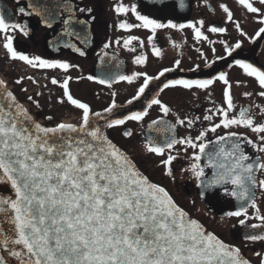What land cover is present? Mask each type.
I'll return each mask as SVG.
<instances>
[{
  "label": "snow or ice",
  "instance_id": "1",
  "mask_svg": "<svg viewBox=\"0 0 264 264\" xmlns=\"http://www.w3.org/2000/svg\"><path fill=\"white\" fill-rule=\"evenodd\" d=\"M13 3L16 8L9 10L0 0V44L8 59L35 70L62 71V79H50L51 85L62 90L56 103H67L79 116L53 124L54 117L49 115L44 117L47 123H41L8 87V81L0 79V264H253L240 246L226 242L181 207L110 135L112 130L123 128L121 135L131 138L134 133L126 125H140L143 153L158 157L162 175L173 183V164L183 152L187 166L180 168V174L195 181L200 198L232 206L220 222L235 218L237 223L231 227L241 229L245 247L256 243L264 246V211L256 195L257 190L264 193V105H239L228 71L216 67L217 62H225L229 69L238 67L255 81L260 89L256 95L264 98V67L240 58L243 39L234 43L212 40L209 34H225L229 29L207 24L205 19L177 22L178 18H169L177 9L190 7L185 0H116L113 11L123 18L115 26L125 32L143 29L149 34L145 39L127 35L103 43L99 74H89L86 79L109 89L120 82L138 87L124 104H118L117 92L111 91L110 103L93 110L71 93L73 78L68 73L78 65L67 59L30 56L15 46L18 35L30 37V20L34 18L56 32V39L49 41L54 51L63 47L85 56L80 45L92 42L89 29L97 19L93 7L83 0ZM237 3L258 25L254 35L249 36L227 4L219 3L224 23L232 24L239 36L250 42L264 39V0ZM201 5L216 11L209 0H197V6ZM132 18L135 22H130ZM169 30H191L196 42L211 45L214 59L209 60L196 48L202 64L193 63L187 69L177 58L155 75L112 70L106 50L113 44L130 53H136L137 47L143 50L147 44L154 57L163 59L158 34ZM167 42L174 49L183 47L171 37ZM216 45L221 46L222 54H217ZM148 59L141 51L132 57V63L146 66ZM83 79L77 77V81ZM25 80L38 84L33 76L18 77L14 83L23 93L28 92ZM216 84L222 86L223 103L219 105L211 100L210 89ZM236 86L249 85L237 80ZM174 89L193 95L203 91L211 107L202 115L182 117L161 98L165 91ZM42 95L35 92V97ZM241 95L250 98L253 92ZM26 100L41 108L33 95ZM137 101H144L141 110H130L128 106ZM154 107L160 115L145 127V118ZM179 127L188 134L178 136ZM241 128L255 139L233 130ZM253 220L256 222L251 223ZM254 256L264 264V252L254 251Z\"/></svg>",
  "mask_w": 264,
  "mask_h": 264
},
{
  "label": "flooded vegetation",
  "instance_id": "2",
  "mask_svg": "<svg viewBox=\"0 0 264 264\" xmlns=\"http://www.w3.org/2000/svg\"><path fill=\"white\" fill-rule=\"evenodd\" d=\"M4 4L7 5L9 10H14L16 4L13 0H3ZM89 7H93L94 14L97 19L89 29V35L92 42L87 45H80L85 51V56H80L78 53L71 49L61 47L60 51H54L49 45V41L56 39V32L50 31L44 26L37 23L36 19L30 20V26L32 29L31 35L25 38L22 35H18L15 46L18 50L27 53L30 56L39 55L43 58L49 59H67L71 63L78 65V68L70 70L68 75L72 76L70 82V90L75 98L81 99L84 102L90 104L93 110H100L107 106L111 101V91L117 92V103L124 104L126 100L130 99L135 94L138 84L128 85L125 82L116 83L112 89H109L105 85H99L98 83L88 81L86 77L89 74H99V60L103 55L102 46L103 43L108 40L115 41L118 37H126L127 35H137L141 39H145L149 34L143 29H132L130 32H125L118 29L115 25L119 22V19L123 17H117L113 11V4L116 0H83ZM125 3L131 2V0H124ZM190 7L183 10L177 9L174 16L169 18H178L177 22H185L186 20H197L205 19L207 24H216L217 26H225L229 29L228 33L225 34H209L212 40H228L230 43H234L237 39H243V46L241 57L253 62L257 66L264 67V39H259L257 42H250L247 38L239 36L234 29L232 24H225L223 19V13L218 8L219 3H225L234 13V18L238 20L243 26L244 30L249 36L254 35L255 29L258 25L246 13L240 8L237 0H209L212 8L216 9L215 12H211L204 8L202 5L197 6V0H185ZM16 19H20L16 17ZM130 22H135L134 18ZM58 31V29H57ZM157 43L163 48L165 56L163 59L156 58L150 51V46L146 44L145 48L141 50L137 47L136 53H130L123 47H117L113 44L112 48L107 49L109 57L106 59L111 60L113 65L112 70L118 71L123 74H130L132 71H146L151 75H155L162 67L171 66L174 59H182V67L187 69L193 65V63H201L202 60L199 54L195 51L196 48H200L208 57L209 60L214 59L210 47L207 42L203 44L196 42L191 30H169L167 33L160 32ZM171 37L177 43L183 45L182 48H172L170 43L167 42V38ZM134 44L136 42H133ZM218 51L217 54H222L220 45H216ZM141 51L148 54V63L146 66H139L132 63V57L138 55ZM230 63V61H228ZM119 65L117 69L115 66ZM216 67L219 70H225L229 73V78L233 83V94L236 102L239 105H249L253 102L264 105V98H260L256 95L260 89L256 85L255 81L247 78L241 69L233 67L231 69L226 67L225 62H217ZM207 71V70H206ZM20 76H33L38 84H33L30 81L25 80L23 86L28 88L27 93L20 91V88L15 85L14 81ZM52 76H56L58 79H62L64 73L57 70H35L32 69L22 62L12 61L8 59L6 51L0 44V78H6L8 81V87L14 91L21 103L29 108L31 113L41 123L46 124L47 121L43 117L53 116L52 123H57L61 120L69 122L67 118L78 117L79 113L76 109L65 103L60 105L56 103V97L62 94V90L57 86H53L50 83ZM77 77H85V79L77 81ZM242 81L249 85L248 87H237L236 81ZM47 85V87H43ZM40 91L43 93L40 97H35V92ZM211 100L215 101L217 105L223 103L222 100V86L216 84L210 89ZM244 91L253 92V96L245 98L241 95ZM33 95L34 98L40 100L41 108L37 109L30 104L26 97ZM51 95V101L49 96ZM161 98L166 102L174 111H178L181 116L188 115H202L204 111L211 107L207 94L203 91H198L196 95L191 92L174 89L167 90L161 94ZM144 101H137L134 105L128 106L132 108L130 110H141ZM160 115L158 108L154 107L150 110V115L145 118V127L148 122L152 119L157 118ZM171 119V117H170ZM127 128H131L134 135L131 138H124L121 133L123 128H117L110 132V135L114 142L123 147L129 152V154L136 160L138 166L142 171L145 172L153 181L165 186L169 192L173 195L177 203L188 211L194 218L199 219L205 224L209 230L216 232L226 242L235 244L242 248L244 255L251 259L253 264H259V258L254 256V251L264 252V246L260 243L255 245H249L245 247V241L242 239L241 229L239 227H231L237 223L235 218L227 219L224 222H220V217L225 211L232 210L231 205H221L214 200L201 199L198 194V189L194 180L189 179L187 175L180 174V168L187 166V160L185 154L181 152L178 156L177 161L174 162L173 167L176 174V181L173 183L169 178L162 175L163 168L158 167L159 158L155 156L145 155L142 149L143 134L138 125L135 122H129L126 125ZM200 125H197V128ZM238 132H244L245 134L255 139V135L250 133L246 129H233ZM196 129L191 130L194 135ZM188 132L183 128L179 127L177 130L178 136L187 135ZM250 151V149H249ZM191 150H189L190 154ZM259 175V174H258ZM258 203L260 204L261 210L264 211V193L260 190L256 192ZM195 201V204H193ZM235 203L234 201L232 202ZM253 220L251 223H255Z\"/></svg>",
  "mask_w": 264,
  "mask_h": 264
},
{
  "label": "rangeland",
  "instance_id": "3",
  "mask_svg": "<svg viewBox=\"0 0 264 264\" xmlns=\"http://www.w3.org/2000/svg\"><path fill=\"white\" fill-rule=\"evenodd\" d=\"M4 80H6V78H4ZM44 118V117H43ZM78 117H69V118H67L68 120H70V121H74V120H76Z\"/></svg>",
  "mask_w": 264,
  "mask_h": 264
},
{
  "label": "water",
  "instance_id": "4",
  "mask_svg": "<svg viewBox=\"0 0 264 264\" xmlns=\"http://www.w3.org/2000/svg\"><path fill=\"white\" fill-rule=\"evenodd\" d=\"M135 104V102L133 103V105ZM129 109H132V108H129Z\"/></svg>",
  "mask_w": 264,
  "mask_h": 264
}]
</instances>
